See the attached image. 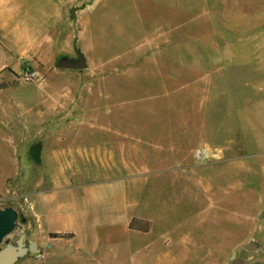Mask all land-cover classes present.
I'll use <instances>...</instances> for the list:
<instances>
[{
    "label": "rangeland",
    "instance_id": "1",
    "mask_svg": "<svg viewBox=\"0 0 264 264\" xmlns=\"http://www.w3.org/2000/svg\"><path fill=\"white\" fill-rule=\"evenodd\" d=\"M76 51L86 69L56 67ZM112 130L134 136L131 175L177 167L133 187L146 234L123 264H264V0H0V209L18 215L0 249L30 243L26 198L63 153Z\"/></svg>",
    "mask_w": 264,
    "mask_h": 264
},
{
    "label": "crops",
    "instance_id": "2",
    "mask_svg": "<svg viewBox=\"0 0 264 264\" xmlns=\"http://www.w3.org/2000/svg\"><path fill=\"white\" fill-rule=\"evenodd\" d=\"M115 134L117 141L104 147L64 152L66 159L59 162V173L51 180V187L27 196V234L36 250L43 252L44 264H123L131 238L141 233L130 228L131 221L147 218L133 187L146 182L143 176L158 174L159 170L176 173V166L153 165L131 175L129 145L134 136ZM140 138L135 139L141 142ZM89 165L106 175L92 177L93 172L87 171Z\"/></svg>",
    "mask_w": 264,
    "mask_h": 264
},
{
    "label": "water",
    "instance_id": "3",
    "mask_svg": "<svg viewBox=\"0 0 264 264\" xmlns=\"http://www.w3.org/2000/svg\"><path fill=\"white\" fill-rule=\"evenodd\" d=\"M56 67L58 69L83 70L86 69L87 65L82 53L76 51L75 59L61 58ZM39 152L40 146H34L30 149V156L36 164L40 163ZM17 217V212L11 207L0 209V245L16 227ZM24 238L25 234L22 233L15 241V244H5V246L0 249V264H16L19 259L28 253L36 251V244L34 242L25 243ZM244 250L252 252L254 248L248 245L244 246ZM66 252L69 253L70 248H68ZM231 264H243V262L236 259L233 260Z\"/></svg>",
    "mask_w": 264,
    "mask_h": 264
},
{
    "label": "built area",
    "instance_id": "4",
    "mask_svg": "<svg viewBox=\"0 0 264 264\" xmlns=\"http://www.w3.org/2000/svg\"><path fill=\"white\" fill-rule=\"evenodd\" d=\"M37 78V74L34 71L29 70L28 68L24 69L20 73V79L24 82H31Z\"/></svg>",
    "mask_w": 264,
    "mask_h": 264
},
{
    "label": "trees",
    "instance_id": "5",
    "mask_svg": "<svg viewBox=\"0 0 264 264\" xmlns=\"http://www.w3.org/2000/svg\"><path fill=\"white\" fill-rule=\"evenodd\" d=\"M130 228H131V229H135V228H134V225L132 224V222H131V224H130ZM136 229L139 230V231H143V232L146 231V230H144V229L142 230L141 228H136Z\"/></svg>",
    "mask_w": 264,
    "mask_h": 264
}]
</instances>
